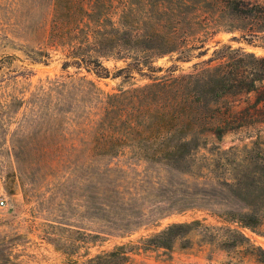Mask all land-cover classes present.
Here are the masks:
<instances>
[{
    "label": "rangeland",
    "instance_id": "rangeland-1",
    "mask_svg": "<svg viewBox=\"0 0 264 264\" xmlns=\"http://www.w3.org/2000/svg\"><path fill=\"white\" fill-rule=\"evenodd\" d=\"M123 1L114 0L116 22ZM54 11L55 0H0V246L6 255L20 264H82L116 246L138 244L173 224L193 222L200 224L187 240L177 242L171 251H140L132 264H239L240 252L226 247L229 231L235 229L264 249V226L252 231L217 216L214 212L229 208L217 205L220 201L211 196L213 182L231 180L241 169L258 170L264 158V122L247 117L243 127L228 132L222 140L209 135L206 148L188 160L189 173L126 156L113 161L89 159L101 98L151 83L150 77L163 76L176 56L155 60L154 67L164 71L153 74L145 68L144 75L133 72L131 79L114 77L132 63L130 59L104 60L111 72L108 78L75 67L63 70L65 52L47 45ZM244 34L222 29L206 42L209 51L205 56L178 63L180 69L191 72L194 64L207 61L225 45L264 57L263 34L253 42L245 40ZM37 52L50 56L41 59ZM81 78L96 85L98 98L86 95ZM48 80L64 81L67 86L51 85L54 92L46 96ZM72 83L79 86L71 88ZM12 98L27 104L8 109ZM256 100V94L229 97L225 106L232 115L248 109L251 116L262 107L255 106ZM106 185L114 186L106 195L116 206L111 209L100 205ZM169 208V215L159 220L149 223L150 217L143 218L145 225L130 234L112 233L94 244L85 240L87 233L99 232V224L106 220L123 225ZM243 264L260 263L246 259Z\"/></svg>",
    "mask_w": 264,
    "mask_h": 264
},
{
    "label": "trees",
    "instance_id": "trees-1",
    "mask_svg": "<svg viewBox=\"0 0 264 264\" xmlns=\"http://www.w3.org/2000/svg\"><path fill=\"white\" fill-rule=\"evenodd\" d=\"M123 6L116 22L114 0H55L47 45L65 52L63 70L75 67L108 78L111 72L104 66V60L130 59L132 63L119 69L114 77L131 79L133 72L144 75L145 68L153 74L164 71L154 67L155 60L176 56L163 76L150 77L151 83L101 98V116L93 130L89 159L102 157L113 161L126 156L133 161L189 173L188 160L206 148L209 135L222 140L228 132L243 127L247 117L256 116L264 122V57L225 45L207 61L194 64L191 72H183L178 65L205 56L209 51L206 42L222 29L243 31L248 42L261 34L264 39V2L148 0L145 4V0H124ZM37 53L41 59L50 56L48 52ZM213 62L218 64L211 66ZM80 82L85 84L87 96L98 98L99 90L92 81L81 78ZM47 83L50 87L44 91L46 96L54 92L51 85L67 86L59 80ZM77 86L78 83L70 85ZM250 94L257 96L255 106L262 104L251 116L248 109L232 115L226 108L227 98ZM23 104L27 102L12 98L6 107L19 108ZM261 153L264 155V149ZM259 165L257 171L241 169L231 180L213 182L211 196L220 201L217 205L229 208L214 214L239 228L257 231L264 226V158ZM112 188L107 185L102 188L104 202L100 205L105 209L116 207L106 197L114 191ZM171 209L149 216L143 214L123 225L106 220L99 224V232L87 233L85 240L94 244L112 233L130 234L145 225L147 220L143 218L150 217L147 218L150 223L169 215ZM199 224H173L138 244L116 246L82 264H132L133 256L140 251H171L177 242L187 240ZM229 232L226 247L228 251L240 252L239 264L246 259L264 264L262 247L252 245L240 229ZM5 252L0 246V264H20Z\"/></svg>",
    "mask_w": 264,
    "mask_h": 264
},
{
    "label": "built area",
    "instance_id": "built-area-1",
    "mask_svg": "<svg viewBox=\"0 0 264 264\" xmlns=\"http://www.w3.org/2000/svg\"><path fill=\"white\" fill-rule=\"evenodd\" d=\"M1 204L3 205V204H4V202H1Z\"/></svg>",
    "mask_w": 264,
    "mask_h": 264
}]
</instances>
